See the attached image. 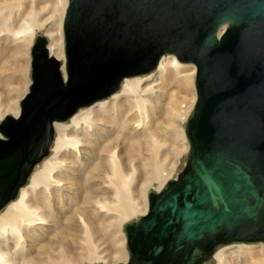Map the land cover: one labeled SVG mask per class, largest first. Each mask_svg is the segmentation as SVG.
Masks as SVG:
<instances>
[{
  "label": "water",
  "instance_id": "water-1",
  "mask_svg": "<svg viewBox=\"0 0 264 264\" xmlns=\"http://www.w3.org/2000/svg\"><path fill=\"white\" fill-rule=\"evenodd\" d=\"M63 29L66 84L39 36L21 114L0 124V209L48 154L54 121L172 54L196 67L189 155L126 225L124 264H202L222 244H264V0H68Z\"/></svg>",
  "mask_w": 264,
  "mask_h": 264
},
{
  "label": "bare ground",
  "instance_id": "bare-ground-1",
  "mask_svg": "<svg viewBox=\"0 0 264 264\" xmlns=\"http://www.w3.org/2000/svg\"><path fill=\"white\" fill-rule=\"evenodd\" d=\"M35 4L0 0V124L7 116L16 119L21 114L33 84V56L31 81L25 82L24 92L12 85V79L29 70L17 66V57L30 60L40 32L49 56L60 62L66 84L63 19L68 0H55L44 19H39V8L45 5ZM4 38L16 53L17 62L8 68ZM195 73L194 64L165 54L154 72L125 77L109 98L78 108L68 122L55 121L51 153L34 166L26 185L0 210V264L127 263L130 253L123 235L127 221L149 212V189L157 183L155 190L161 191L181 164L180 152L172 159L174 148L165 147L168 133L160 128L159 118L170 115L168 125L186 121L196 102ZM181 92L185 95L179 99ZM108 242L110 250L104 248ZM213 258L216 264H264V245L239 242L218 249Z\"/></svg>",
  "mask_w": 264,
  "mask_h": 264
},
{
  "label": "rangeland",
  "instance_id": "rangeland-1",
  "mask_svg": "<svg viewBox=\"0 0 264 264\" xmlns=\"http://www.w3.org/2000/svg\"><path fill=\"white\" fill-rule=\"evenodd\" d=\"M36 1V4L35 5H38V6H44V9L42 10L41 8H39V12H40V14H39V19H41L42 17H43V19L44 18H46V16L48 15L49 16V14H51L52 12V8L51 7H54V2H55V0H35ZM37 6V7H38ZM37 7H36V9H37ZM41 9V10H40ZM47 16V17H48ZM63 21H64V19H63ZM39 36H42V33L40 32V34H39ZM38 36V37H39ZM45 39H46V37H45ZM4 43H3V45H2V48H3V59H4V62H5V64L7 65V68H8V66H10V64H12V63H16L17 61H14V59H13V57H14V55H16V53H15V46L14 45H12L11 43H10V41L8 40V39H5L4 38ZM47 42V41H46ZM21 53H25V51H22V52H19V54H21ZM32 55H31V53H30V60H28V57L27 56H18L17 57V60L19 59V61H18V67H23L24 68V70L26 69V68H28L29 70L28 71H26L27 72V75L26 76H23V77H20V78H18L17 76H15V77H17V78H14V79H12V85L14 84L15 86H17V88H20V89H22L21 91H25V86H27L26 84H25V82H27V80L29 79L30 81H31V71H30V64H31V57ZM188 64H191V63H188ZM11 67V66H10ZM156 70V67H155V69H153L151 72H149V73H146V74H141V75H137V76H145V75H148V74H150V73H152V72H154ZM10 71H12V69H9V70H7L6 71V73H9ZM18 80V81H17ZM24 84V85H23ZM194 86H195V81H194ZM28 88H29V86H28ZM120 88V87H119ZM119 88L117 89V90H119ZM116 90V91H117ZM4 91H5V93H7L8 92V90H7V88H4ZM7 91V92H6ZM115 91V92H116ZM22 92V93H23ZM114 93V92H113ZM185 94L183 93V92H181L180 94H178V98L179 99H182V97L184 96ZM110 96H108V97H105V98H103V99H107V98H109ZM102 99V100H103ZM99 100H101V99H99ZM169 101V99L167 98L166 99V101H165V103L167 104V102ZM193 108H194V106H193ZM77 111V110H76ZM192 111H193V109H192ZM192 111H191V113L187 116V118H186V121L185 122H182V121H180V120H178V121H175L174 120V123L172 124V125H168V120L169 119H171L170 118V115H168L167 116V114L166 113H163L162 115H161V117L159 118V121H160V124H161V129H163V127H165L164 128V130H163V132L164 131H166L168 134H165L164 135V138H165V140H166V144H165V147L167 148L169 145H171L173 148H174V150L171 152V156H172V159L175 157V155H173V153L175 154V152H180V160H181V164L179 165V167L177 168V172L173 175V178H170L168 181H170V180H172V179H174L175 177H176V175L183 169V167H184V165L186 164V162H187V159H188V153H189V142H188V138H187V134H186V124H187V121H188V119L190 118V116L192 115ZM169 118V119H168ZM69 121V117L66 119V120H64V122H68ZM169 132H174L175 134L174 135H169ZM55 136V135H54ZM183 137H184V140H183ZM184 141V142H183ZM175 147H178L177 148V150H176V148ZM186 147V148H185ZM51 153V151L50 152H48V154L45 156V157H47V156H49V154ZM44 157V158H45ZM43 160V159H42ZM41 162V161H40ZM39 162V163H40ZM167 181V182H168ZM167 182H166V184H167ZM26 184V183H25ZM24 184V185H25ZM166 184L162 187V189H164L165 187H166ZM157 187H158V184L157 183H154L153 184V186L149 189V191H148V193L147 194H149L150 192H158V191H156L155 189H157ZM161 189V190H162ZM14 199V198H13ZM1 210V209H0ZM141 216L140 215H137V216H134L133 218H131L129 221H127V223L126 224H128L129 222H132V221H135V220H138L139 218H140ZM125 224V225H126ZM125 227V226H124ZM123 231H124V228H123ZM124 236H125V239H126V235H125V231H124V234H123ZM236 243H239V242H233V243H228V244H222V245H219V246H217L216 247V249L214 250V252H213V254H212V256L211 257H209L205 262H203L202 264H216V261L214 260V258H213V255H214V253H215V251H217L218 249H220V248H223V247H226V246H229V245H235ZM240 243H245V244H257L258 242H255V243H247V242H240ZM124 244H126V240H125V242H124ZM263 244V243H262ZM102 245V244H101ZM264 245V244H263ZM101 247H103V246H101ZM100 248V247H99ZM105 249H109L110 250V248H109V242L108 243H105V247H104ZM100 249H103V248H100ZM126 250H128V248H127V245H126ZM128 253H129V251H128ZM121 263H123V262H119L118 264H121ZM125 263V262H124ZM86 264H103V262H101V261H95L94 263H86Z\"/></svg>",
  "mask_w": 264,
  "mask_h": 264
},
{
  "label": "flooded vegetation",
  "instance_id": "flooded-vegetation-1",
  "mask_svg": "<svg viewBox=\"0 0 264 264\" xmlns=\"http://www.w3.org/2000/svg\"><path fill=\"white\" fill-rule=\"evenodd\" d=\"M62 79H63V78H62ZM63 81H64V80H63ZM29 92H30V91H29ZM29 92H28V93H29ZM28 93H27V94H28ZM77 110H78V109H77ZM75 112H76V111H75ZM75 112H74V113H75ZM74 113H73V114H74ZM73 114H72V115H73ZM72 115H71V116H72ZM7 117H8V116H7ZM11 117H12V116H11ZM3 121H4V120H3ZM3 121H2V122H3ZM56 121H57V120H56ZM54 122H55V121H54ZM54 122H53V123H54ZM58 122H61V121H58ZM0 133H1V132H0ZM1 135H2V134H1ZM0 139L3 140V139H5V137L2 135V137H0ZM49 151H50V148H49ZM43 159H44V158H43ZM41 161H42V160H41ZM4 172H5V170L2 169V168H0V176L3 175ZM27 180H28V178H27ZM27 180H26V182H27ZM25 185H26V184H25ZM22 186H23V185H22ZM18 190H19V189H18ZM18 190H17V193H18ZM17 193H16V196H17ZM16 196H15V197H16ZM10 201H11V200H10ZM8 202H9V201H8ZM8 202H7V203H8ZM7 203H6V204H7ZM4 206H5V205H4Z\"/></svg>",
  "mask_w": 264,
  "mask_h": 264
}]
</instances>
